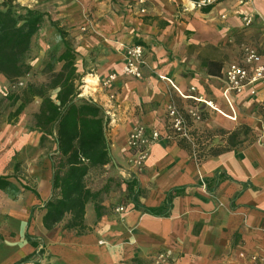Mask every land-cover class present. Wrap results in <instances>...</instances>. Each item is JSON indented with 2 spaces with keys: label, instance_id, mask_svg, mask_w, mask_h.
I'll list each match as a JSON object with an SVG mask.
<instances>
[{
  "label": "crops",
  "instance_id": "obj_1",
  "mask_svg": "<svg viewBox=\"0 0 264 264\" xmlns=\"http://www.w3.org/2000/svg\"><path fill=\"white\" fill-rule=\"evenodd\" d=\"M112 1L117 6L105 27L110 24L120 41L76 43L82 55L93 45L108 47L81 78L82 96L110 117L112 161L86 177L99 192L86 204L90 229L79 234L65 228L70 214L52 229L43 223L45 203L54 195L56 144L49 138L42 145V132L34 128L41 103L35 97L17 122L0 125V176L10 181L0 188V264H152L161 251L172 255L171 264H253V253L264 255V84L257 83L254 93L251 87L232 92L228 99L224 72L242 59L246 45L264 58V0H147L144 13L136 0ZM77 14L72 15L81 21ZM245 15L251 24L244 23ZM136 43L145 48L141 78L121 72L126 47ZM82 55L78 71H84ZM110 72H118V78L103 87ZM6 80L0 73V84ZM182 93L212 100L218 110ZM170 104L184 112L192 135L223 129L222 145L204 156L193 151L192 140L173 133ZM136 124L157 128L163 136L150 145L141 170L131 162L127 144ZM241 125L247 134H237L240 142L232 146L230 134ZM105 169L110 175L93 188L89 175ZM96 202L103 206L100 217ZM120 205L124 210L117 212Z\"/></svg>",
  "mask_w": 264,
  "mask_h": 264
},
{
  "label": "trees",
  "instance_id": "obj_2",
  "mask_svg": "<svg viewBox=\"0 0 264 264\" xmlns=\"http://www.w3.org/2000/svg\"><path fill=\"white\" fill-rule=\"evenodd\" d=\"M18 0H0V73L8 82L14 83L25 78L32 70L27 57L32 47L33 36L46 22L47 14L39 9L22 7L23 12L15 9ZM212 6L209 3L204 9ZM51 24L58 31L63 43V50L57 57L61 62L59 70L54 69V63L48 62L46 69L49 77L46 81H26L20 92H8L0 99L6 100L16 108L8 113L7 122L15 123L20 114L35 97L41 98L38 112L34 113V128L42 132V145L49 138L56 144V154L51 156L53 164L52 189L54 195L46 201V213L43 223L52 229L63 220L66 214L71 218L65 223V228L75 229L79 234L90 229L85 224L86 204L97 200L99 192L92 190L86 182V177L95 167H102L112 161L110 145L107 139V127L110 117L103 108L91 98L80 95L82 79L77 73L75 51L68 39L66 28L56 20ZM56 90L53 96L51 91ZM247 129L244 132L247 134ZM238 131L230 134L232 146L237 145ZM20 162L16 163V170ZM8 176H0V188L10 185ZM128 190L134 185V180L127 183ZM134 201L136 198L133 199ZM137 204V203H136ZM150 213L153 208L136 205ZM103 206L96 202L98 217L102 215ZM28 240L37 245L33 236L27 232ZM25 257L21 262H25Z\"/></svg>",
  "mask_w": 264,
  "mask_h": 264
},
{
  "label": "rangeland",
  "instance_id": "obj_3",
  "mask_svg": "<svg viewBox=\"0 0 264 264\" xmlns=\"http://www.w3.org/2000/svg\"><path fill=\"white\" fill-rule=\"evenodd\" d=\"M116 6L117 2L112 0H18L15 9L23 12L24 10L22 7L36 8L45 12L47 17L45 24L32 38L31 51L27 57V61L32 65L31 72L25 78H21L14 83L8 82L7 80L5 83L2 82V84H0V99L5 97L8 92H20L26 81H46L50 75L49 70L46 69L48 62L51 61L54 63L55 70L60 69L62 63L57 61V57L63 50V43L58 31L51 24V20L59 21L66 28L68 39L78 53L76 59V65L79 64L78 67L81 66L79 55H82L80 51L76 50V43L79 41H104V43L120 41L116 34L108 30L110 24L105 27V18H108V15L111 14V11ZM79 12H81L83 16L81 21L77 19L75 15H72L73 13L79 14ZM68 15L69 21L67 20ZM86 53V55H82L86 57L83 61L84 71L77 70L80 79L86 76L87 72H89L86 67L94 63L97 57H99L98 55H106L108 53V47L106 45L102 46L101 44L95 47L93 45ZM51 93L54 96L56 90L51 91ZM1 108L2 115L0 116V125L2 126L8 123V113L14 110L16 106H11L8 101L4 100L1 102ZM203 118L204 116L201 114V120ZM222 130L223 129H215L214 131H193V138L190 142L192 150L196 151V153L201 156L209 154L213 151L215 146L222 145L220 143L223 140L221 136ZM236 130L240 137V135L244 134L246 131V127L241 125L237 127ZM51 143H53L54 146V140ZM107 171L109 170H93L91 175H89V184H92L91 186L93 188L100 187L110 175L106 173ZM114 178L119 179L118 177ZM124 200L125 197L122 195V202H125ZM91 218L92 214L89 212L88 220Z\"/></svg>",
  "mask_w": 264,
  "mask_h": 264
},
{
  "label": "built area",
  "instance_id": "obj_4",
  "mask_svg": "<svg viewBox=\"0 0 264 264\" xmlns=\"http://www.w3.org/2000/svg\"><path fill=\"white\" fill-rule=\"evenodd\" d=\"M147 0H136L137 7L141 12H146ZM210 2V1H209ZM207 3V2H206ZM244 23L249 25L252 23L250 15L244 16ZM145 58V48L142 44H131L125 50V62L121 69L122 74L129 75L136 78H141L143 75L142 65ZM118 72H110L103 80L102 86L109 87L117 78ZM225 77V95L229 99V95L233 93H241L247 87H251V92H256L254 86L257 83L264 84V58L262 53L253 46L246 45L243 49V56L240 61L230 63L224 72ZM83 83V82H82ZM83 92V84H82ZM193 88V87H192ZM82 92L80 95H82ZM192 97L196 101L205 103L207 106L218 110L216 104L212 100H204L201 96L184 95ZM115 97V93L111 95ZM195 118L200 119L201 116L198 111H190ZM168 115L170 118L171 128L173 133L179 137H184L192 140V134L184 112L175 104H170L168 108ZM230 116V115H229ZM235 119L234 116H230ZM162 133L157 128H148L143 124H136L131 129L127 144L131 151V162L136 165L138 169H142L150 152V145L161 139ZM170 138L171 135L166 136ZM197 155V154H196ZM124 210V206L116 207V211ZM253 264H264V255L253 253L251 255ZM152 264H171L172 255L168 252H158L152 259Z\"/></svg>",
  "mask_w": 264,
  "mask_h": 264
},
{
  "label": "bare ground",
  "instance_id": "obj_5",
  "mask_svg": "<svg viewBox=\"0 0 264 264\" xmlns=\"http://www.w3.org/2000/svg\"><path fill=\"white\" fill-rule=\"evenodd\" d=\"M88 81H92V79L90 77H88ZM205 100V99H204Z\"/></svg>",
  "mask_w": 264,
  "mask_h": 264
}]
</instances>
